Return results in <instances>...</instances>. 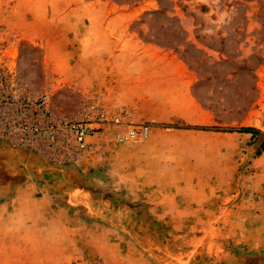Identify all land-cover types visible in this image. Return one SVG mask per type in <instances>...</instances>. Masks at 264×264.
<instances>
[{"label":"rangeland","instance_id":"1","mask_svg":"<svg viewBox=\"0 0 264 264\" xmlns=\"http://www.w3.org/2000/svg\"><path fill=\"white\" fill-rule=\"evenodd\" d=\"M103 1L138 17L107 31L55 28L0 0L20 79L32 94L49 93L56 115L82 117L94 97L125 122L149 125L127 142L116 137L126 123L92 135L95 150L80 164L94 161L99 177L73 196L82 212L113 222L138 214L147 224L129 225L148 230L155 264H264V0ZM1 143L0 183L15 182L4 169L12 147ZM138 185L186 188L176 200L188 220H159L156 202L136 197ZM86 261L107 264L85 251L69 264Z\"/></svg>","mask_w":264,"mask_h":264},{"label":"crops","instance_id":"2","mask_svg":"<svg viewBox=\"0 0 264 264\" xmlns=\"http://www.w3.org/2000/svg\"><path fill=\"white\" fill-rule=\"evenodd\" d=\"M9 2L28 12L26 16L30 13L33 22L73 30L87 22L90 31L97 24L107 31L113 29L109 23L128 24L139 14L136 9L118 12L103 0H4V4ZM138 40L134 35L127 38L139 45ZM7 151L11 164L4 169L15 182L0 183V264H69L81 251L98 253L107 264H155L147 251L148 230L143 234L129 225L135 219L143 226L146 220L138 214L121 222L89 215L82 212L87 206L84 201L73 197L81 189L90 190L81 181L99 177L94 161L57 168L29 150ZM185 190L176 188L172 193L168 188L159 191L139 186L134 191L137 198L156 202L150 210L160 212L159 220L172 224L188 220L181 201L176 200ZM194 191L206 196L204 190ZM122 222H129L126 226L130 228Z\"/></svg>","mask_w":264,"mask_h":264},{"label":"built area","instance_id":"3","mask_svg":"<svg viewBox=\"0 0 264 264\" xmlns=\"http://www.w3.org/2000/svg\"><path fill=\"white\" fill-rule=\"evenodd\" d=\"M82 117H59L49 104V93L32 94L20 79L17 67V40L12 30L0 24V141L26 149L56 167L80 164L95 146L92 135L107 124H127L116 135L127 142L149 133L147 123L125 122L113 115L103 100L91 97ZM82 264H98L86 261Z\"/></svg>","mask_w":264,"mask_h":264},{"label":"trees","instance_id":"4","mask_svg":"<svg viewBox=\"0 0 264 264\" xmlns=\"http://www.w3.org/2000/svg\"><path fill=\"white\" fill-rule=\"evenodd\" d=\"M201 129H205L203 127H201ZM241 131H244V132H249V133H257L259 132V130L255 129L254 127H243L241 129ZM6 174V173H5ZM12 180V177L10 178ZM14 181V180H13Z\"/></svg>","mask_w":264,"mask_h":264}]
</instances>
